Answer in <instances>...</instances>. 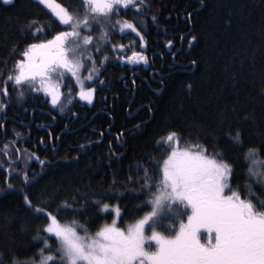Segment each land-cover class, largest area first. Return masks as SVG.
Wrapping results in <instances>:
<instances>
[{"label":"trees","instance_id":"obj_1","mask_svg":"<svg viewBox=\"0 0 264 264\" xmlns=\"http://www.w3.org/2000/svg\"><path fill=\"white\" fill-rule=\"evenodd\" d=\"M57 2L75 8L79 0ZM148 5L141 13L146 24L137 18L143 48L135 33L121 38L117 30L115 35V42L126 46V56L140 52L147 63L110 57L102 69L103 83L95 85L92 104L77 96L60 112L46 102L43 92L26 93L18 101L8 84L12 100L0 111V124L5 125L0 128V254L5 260L10 255L21 262L39 260L42 244L33 237L46 218L34 217L24 203L25 195L33 206L47 204L61 223L76 220L95 233L112 222L114 213L100 212L92 197L111 193L113 181L123 191L130 175L135 181L137 165L151 168L153 157L162 163L166 154L157 141L169 132L182 138L179 147L190 141L207 152L214 145L221 149L239 177L232 183L247 195L243 152L260 147L264 158V0H148ZM133 14L128 12L127 18ZM152 15L157 17L155 23ZM49 16L36 0H14L9 5L0 1V70L5 61L11 68L32 42L20 26ZM54 34L50 31L46 38ZM168 40L173 41L171 46ZM62 91L67 95V88ZM237 131L244 145L239 151L229 139ZM11 141L16 143L5 155L4 145ZM9 164L15 169L11 175ZM253 191L264 198L258 186ZM74 197L75 213L58 211L62 202H73ZM145 198L125 193L119 200L105 202L120 207L117 223L124 227L150 210L138 208Z\"/></svg>","mask_w":264,"mask_h":264},{"label":"snow or ice","instance_id":"obj_2","mask_svg":"<svg viewBox=\"0 0 264 264\" xmlns=\"http://www.w3.org/2000/svg\"><path fill=\"white\" fill-rule=\"evenodd\" d=\"M13 2L3 0L4 5ZM36 4L48 9L51 16L46 21L32 18L20 26V31L32 42L26 44L11 68H7L5 61L0 70L3 84L0 111L12 100L9 83L18 101H23L26 93L43 92L50 97L46 102L63 112L77 96L80 101L93 103L95 85L98 81L103 83L102 69L110 57L115 56L120 62L147 63L140 52L126 56V46L116 43L115 35L117 30L121 38L135 33L141 48L144 47L137 18L140 24H146L141 13L149 6L148 0H79L75 8L57 0H36ZM130 11L134 13L131 19L127 18ZM151 20L155 23L157 17L152 15ZM61 26L63 30H56ZM97 28L99 34L95 35ZM50 31L55 34L46 38ZM172 43L167 41L168 46ZM12 52L16 53L15 45ZM73 87L79 90L74 93ZM62 88L68 89L67 95ZM4 127L0 124V128ZM15 135L19 137L20 133ZM229 139L238 151L243 149L239 131ZM181 140L176 132H169L157 141L166 154L162 163L153 157L151 168L137 165L135 181L130 175L123 191L113 181L111 193L92 197V205L100 212L111 207L115 214L111 223H104L95 233L76 220L61 223L47 204L33 206L31 198L25 195L24 203L34 217L46 218L43 228H37L33 237L42 244L38 264H264V198L253 191L256 186L264 190L261 148L248 147L243 152L245 195L238 184L232 183L239 177L234 165L223 158L221 149L214 145V150L207 152L203 145L190 141L179 147ZM15 143L4 145L5 155L9 154L10 144ZM8 171L10 175L15 171L12 164ZM23 178L27 183V173H23ZM8 187H13L11 182ZM125 193L145 196L138 208L150 210L121 227L117 223L120 207L105 201L119 200ZM75 200L74 197L73 202H62L58 211L72 209L75 213ZM0 264H37V261L21 262L15 255L5 260L0 254Z\"/></svg>","mask_w":264,"mask_h":264},{"label":"rangeland","instance_id":"obj_3","mask_svg":"<svg viewBox=\"0 0 264 264\" xmlns=\"http://www.w3.org/2000/svg\"><path fill=\"white\" fill-rule=\"evenodd\" d=\"M1 1V0H0ZM70 75V74H69ZM84 75L86 76L87 75V73L86 72H84ZM72 84L73 85H75V81L74 80H72ZM86 84H87V81H86ZM75 89H76V91H78L79 89L77 88V87H75ZM74 89V90H75ZM44 94V93H43ZM45 95V94H44ZM48 98V100H50V97H47ZM82 102H85V101H82ZM108 210H110V211H112V209L111 208H109ZM113 212V211H112ZM114 213V212H113ZM115 215V214H114ZM117 220H118V218H117ZM38 262H39V260H37V264H38Z\"/></svg>","mask_w":264,"mask_h":264}]
</instances>
